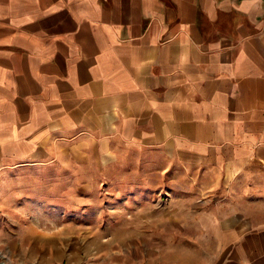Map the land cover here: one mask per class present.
Listing matches in <instances>:
<instances>
[{
    "label": "crops",
    "instance_id": "0c3cea01",
    "mask_svg": "<svg viewBox=\"0 0 264 264\" xmlns=\"http://www.w3.org/2000/svg\"><path fill=\"white\" fill-rule=\"evenodd\" d=\"M132 151L204 264H264V0H0V176L87 193Z\"/></svg>",
    "mask_w": 264,
    "mask_h": 264
},
{
    "label": "rangeland",
    "instance_id": "374dc122",
    "mask_svg": "<svg viewBox=\"0 0 264 264\" xmlns=\"http://www.w3.org/2000/svg\"><path fill=\"white\" fill-rule=\"evenodd\" d=\"M136 154L129 155L130 170H112L109 177H101L99 187L87 193H75L85 178L75 176L83 170L74 166L66 172L69 177L49 170L48 177L41 178L33 169L35 177L28 171L30 175L23 178L18 173L0 176V219L5 220L0 228V264H204L205 243L178 239L177 232L188 236L194 229L189 232L187 226L162 222L163 214H171V207L162 204L172 197L155 192L163 179L154 165L145 170L147 163L135 162ZM92 171L94 182L97 170ZM124 180L130 186L124 187ZM175 180L169 178L166 185L170 187ZM214 180L202 181L209 185ZM198 182L195 196L210 199L211 194L201 192L203 184ZM146 187L152 191L146 192ZM30 188L38 192L27 193ZM20 237L26 240L21 243L30 249V256L12 259L5 251ZM44 248L50 252L44 255Z\"/></svg>",
    "mask_w": 264,
    "mask_h": 264
}]
</instances>
